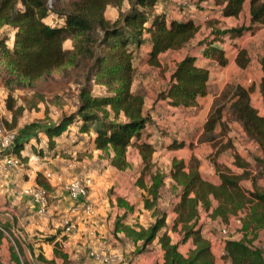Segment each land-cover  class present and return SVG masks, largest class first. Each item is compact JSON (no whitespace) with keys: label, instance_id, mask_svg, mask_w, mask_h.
I'll return each instance as SVG.
<instances>
[{"label":"trees","instance_id":"obj_1","mask_svg":"<svg viewBox=\"0 0 264 264\" xmlns=\"http://www.w3.org/2000/svg\"><path fill=\"white\" fill-rule=\"evenodd\" d=\"M48 1L0 0V29L4 28L0 35V71L5 85L30 84L68 61H85L86 83L79 86L77 107L55 120H45L36 128L37 133L46 137L45 148L54 149L61 142L57 138L62 134L68 137L70 127H75V132L87 135L94 148L103 151L109 165L117 170L129 166L127 152L136 148L142 168L135 185L145 190L143 207L151 210L154 217L152 223L138 231L125 227V232H135L142 240L137 254L144 253L145 247L156 240L162 251V264H264V251L245 237L225 239L222 253L214 255L200 222L203 210L210 218L218 217L223 222L239 215L244 229L264 230V115L251 104L253 85L225 84L212 99L202 124L197 143L210 145L208 157L216 181L199 170L194 155L188 159L172 156L164 173L152 162L156 146L148 142L150 134L146 126L152 121L144 107V95L131 89L136 72L135 53L146 45L143 59L158 66V55L182 49L194 38L200 24L192 15L174 18L164 10H157L159 0H127L125 9H122L125 0H72L69 9L57 10L61 23L49 24L45 21L51 12ZM206 1L217 6L222 17H237L246 4L248 22L232 26L216 25L215 20L207 23L208 33L175 61L155 100L165 101L176 109L199 106L200 99L207 94L209 65L224 67L228 62L223 47L227 40L233 42L264 26V0ZM108 5L117 9L114 19L104 15ZM67 40L71 42L69 48L63 46ZM235 47V64L243 69L250 62L247 49ZM259 64V92L264 97V56ZM94 84L103 86V90L95 93ZM8 97L6 107L13 110L10 94ZM22 109L19 105L16 110ZM231 122H236L256 145L258 154L252 157V163L232 149L230 139L225 137ZM25 137L16 134L9 151L19 157L28 145ZM34 137L38 140V135ZM182 144L172 141L168 146L177 148ZM226 150L232 152L230 165L218 159ZM165 179L170 180L174 191L170 210L176 215L170 229L178 230V241H173L167 232L165 220L169 211L158 207L159 190ZM243 180L250 181V188L242 184ZM35 182L47 192L50 189L40 172ZM118 201L126 204L121 199ZM4 231L9 233L0 224V238L5 237ZM187 240L192 248L184 255L178 245ZM16 244L17 251L12 246L9 248L12 264H29L21 259L22 248L17 239ZM36 258L51 262L40 254Z\"/></svg>","mask_w":264,"mask_h":264},{"label":"rangeland","instance_id":"obj_2","mask_svg":"<svg viewBox=\"0 0 264 264\" xmlns=\"http://www.w3.org/2000/svg\"><path fill=\"white\" fill-rule=\"evenodd\" d=\"M159 1L162 7L171 10L169 15L176 17L192 15L195 18L197 17V22L200 20L201 28L197 30L194 38L182 49L169 50L162 53L159 58L161 64L158 67H151L148 63L143 65V50H136L134 60L136 72L131 89L144 95V107L151 116L152 122L146 126V131L152 135L150 140L157 147L156 152L153 154L152 162L155 168L167 173L172 156L171 148L168 145L172 141L183 144L185 141L187 147L179 149L180 152L187 153L188 150H194L195 157L199 162V170L205 172L214 180L215 174L213 168H210L213 165L208 157L211 152L210 145L205 143V145L199 146L195 143L206 107L215 91H219L220 85L210 82L208 94L200 100V105L196 109H173L165 101H156L155 96L166 82L175 60L187 51L192 50L197 40L208 33L209 26L207 23L213 20L220 22V25L224 26L247 23V5L245 4L243 11L237 17L218 20L219 18L217 17L220 16L218 11L207 7L205 3L201 4V0ZM71 2L72 0H49L51 12L45 18V21L49 24L61 23L62 19L57 15V10L69 9ZM126 2L127 0L123 2L122 9L126 8ZM116 14L117 9L115 6L108 5L106 7L104 12L106 18L114 19ZM2 31H4V28L0 29V35ZM70 44L71 42L67 40L63 43V46L69 48ZM237 45L245 46L247 49L250 62L246 69H240L234 64V54L236 52L234 47ZM223 46L226 49L228 59L225 69V74L229 76L227 83H239L245 87L253 85V90L250 93L251 104L257 109L259 114L264 115V97L257 89V79L260 70L258 63L260 57L264 56V26L256 29L252 34H246L233 42L227 40ZM84 62V60L68 61L44 73L30 84L24 85L15 83H10L9 86L5 85L4 74L0 71L1 123L5 129L14 130L18 135H23L24 137L27 135L24 139L28 140V145L21 152L23 155H25L26 151H30V148H28L30 145L35 149V156L32 155V157L28 158V161H24L23 158L19 157L21 163L17 167H12L13 171L17 172L18 169L26 171L24 175L29 178L30 171L33 173L42 171L38 164L47 163V167L51 172L57 173V176H66L65 179L61 178L58 185L62 191H65L66 184L72 178H79L82 181L85 178L94 179L93 185L87 184V191L95 209L90 220L97 227L95 235H101L98 245L107 246L106 251L120 253L121 260L117 264H138L137 262L143 264L147 256L151 257V264H158L159 251L161 249L156 240L145 247L144 253L137 254L136 250L140 247L142 240L137 238L135 232H125V227L138 231L140 227L146 228L154 220V217L151 216V210L143 207L142 195L146 193L145 190L135 185V179L142 168L141 158L136 148H129L127 152L129 166L125 170H117L109 165L103 151L93 149L87 135L75 132V127H70L71 133L68 137L62 134L57 138L61 142L58 143V147L54 150L45 148V140L41 141L45 137L36 131L37 126L45 120H55L62 113H68L77 107L79 86L86 83ZM93 89L95 93H99L103 90V86L94 84ZM9 94L12 98L13 110H9L6 107ZM19 105L23 107L21 111L16 110ZM229 128L225 137L230 139L232 149L243 159L252 163V157L258 154L256 145L246 137L236 122H231ZM35 135H38L39 141L35 139ZM5 153V150H0V159ZM231 153L230 150H226L220 154L218 159L230 165L232 161ZM145 179L147 180L148 178ZM170 183V180H164V184L159 190L160 197L158 199V207L167 209L169 212L172 202L175 200L174 191ZM259 183L262 184V181H259ZM242 184L250 188L249 180H243ZM47 193L49 203L51 198H49V192ZM118 199H121L126 204L119 203ZM171 220V214H169L165 220L167 232L173 241H178L180 233L178 230L170 229ZM117 221H119L118 228H116ZM200 222L202 224V234L208 237L211 242L222 240L220 231L223 228L228 231L227 237H245L251 240L254 245H260L264 241V230L244 229L239 215L231 216L228 222H223L218 217L210 218L208 213L202 210ZM8 232L12 236V233ZM10 235L8 236L9 239ZM9 241L13 244L12 240ZM190 244V240L181 243V250L184 252ZM21 245L22 251L24 249L25 252L24 258L30 259L24 244L22 243ZM18 251H21V249H18ZM83 254L86 256L87 251H84ZM69 262L73 264L72 261L64 258L62 263L58 264H68Z\"/></svg>","mask_w":264,"mask_h":264},{"label":"crops","instance_id":"obj_3","mask_svg":"<svg viewBox=\"0 0 264 264\" xmlns=\"http://www.w3.org/2000/svg\"><path fill=\"white\" fill-rule=\"evenodd\" d=\"M200 3L201 4L205 3L207 7H211L213 9L217 10L219 15H220L219 8L217 6L212 5V3L210 1L201 0ZM156 8H157V10L166 11L167 14H169V11H171L170 9H166V8L162 7L160 4V1L156 5ZM170 16L174 17V18H179V17L173 16V15H170ZM217 18H219L218 20H220V19H228L231 17L219 16ZM195 19L197 20V17ZM199 22H200V20L197 23H199ZM217 24L219 26H224V25H220V22L219 23L217 22ZM229 26H232V25H229ZM199 28H201V25ZM247 34H250V33H247ZM240 47H245V46L240 45ZM234 48L236 49L235 51L237 52V47H234ZM140 50H143L142 62H143V65H145V64H147V62L145 59H143L144 58L143 56L147 50V46L146 45L140 46L138 51H140ZM225 51H226V49H225ZM165 52H167V51H165ZM165 52H162V53H165ZM236 52L234 54V58H235ZM162 53H160L158 55L159 58H160V55ZM182 55L179 58H177L176 60L180 59L182 57ZM226 57H227V55H226ZM160 64L161 63H160V59H159V65ZM234 64H235V61H234ZM134 66L136 67L135 63H134ZM150 66L151 67H158V66H152V65H150ZM209 68H210V74H209V78H208V82H207V94H208V87H209L210 82H214L216 84L218 83L220 85V89L217 92L215 91L214 95L211 96V100L208 103V105L206 107L207 109L203 115L202 124L205 120V117H206L207 112L209 110L212 99L217 94H219V92L221 91L223 86L228 82V79H229V76L227 74H225L226 65L224 67H218V66H215L213 64H210ZM246 68L247 67H245L243 69H246ZM259 68H260V64H259ZM240 69H242V68H240ZM260 76H261V70H259L258 79H257L258 80V83H257V85H258L257 89L258 90H259ZM167 80H168V78L166 79V81ZM206 95L204 97H206ZM204 97H202L201 99H203ZM199 105H200V102H199ZM171 108L176 109L174 107H171ZM193 109H196V108H193ZM189 118H191V117H189ZM202 124H201L200 130L198 132V135L201 132ZM38 134H40V132H38ZM198 135H197V137H198ZM150 137H152L151 134L148 138V142L154 144L150 140ZM197 137H196V140H197ZM45 139H46V137H45ZM45 139H43L41 141L43 142ZM195 144H198L199 146L205 145V143L199 144V143H197V141ZM90 145L93 146V149H95L92 142H90ZM57 147H58V144L55 146L54 149H56ZM186 147H187V143L184 141V144H182L180 147L171 148L170 152L172 151V156L183 157L185 159H188L191 155L195 156L194 150H192V151L188 150L187 153L180 152L179 149L186 148ZM26 148H27V146L20 151V156H19L20 158H23L24 161H26V160L28 161V158L32 157V155L35 156V154H34L35 149H34V147H32V145H30L28 147V148H30V151L29 152L26 151L25 155H23V153H21V152H23V150H25ZM54 149H51V150H54ZM95 150H98V149H95ZM36 151H38V149H36ZM0 163H1V159H0ZM38 166L40 168H42V171H36L35 173L30 171L29 178H26V176L24 175L26 173V171H22V170L18 169L17 172H15V171H13V168L9 167L7 169H2L0 167V224L4 228L8 229V231H10L12 233V236H13L12 237L10 235V239H9L5 233H4L5 237L1 235V238H0V264H12V261L10 258V249L9 248H10V246H12L14 248V250L17 251L16 239L17 240L19 239L17 233H19L21 237L23 236L22 238L29 245V249L25 245L24 246L29 253L30 259L24 258V254H25L24 249L22 251L23 256H21V259L27 260V262L29 264H58L60 262L62 263L64 258L72 261L73 264H97L93 260V258L89 255L90 249L97 248V249L106 250L107 246H102V245L99 246L98 245L99 244V238L101 237V235L100 234L95 235V231L97 230V227L93 223H91V220H90L93 216V213L95 212V209L93 207V203L89 199V195H88V199L86 200V202H88L91 205L92 211L90 213L86 214L84 211H82V209H78V213H76L78 215H77L76 221H75L76 228L72 232L65 234L64 229L62 227V220L64 218H67L70 215L74 216V214H75V213L70 211L72 201H70L68 199L66 191L60 190V187L58 186L61 178L65 179L66 176L65 175H58L57 176V173L55 174V173L51 172L50 169H48V167H47V163H40V164H38ZM42 166H44V167H42ZM210 168H213V167H210ZM47 171L50 172V176L48 178H46L44 176L45 172H47ZM213 171H214V169H213ZM37 172L42 173L50 185V189L48 190V192H49V198H51V199L48 203V207H47L48 209L45 213H39L37 206L31 203L28 196H20L19 194H17V192L21 188L31 186V185H37L35 182V177L37 175ZM203 173L209 177L208 174H206L205 172H203ZM214 174H215V172H214ZM210 179H212V178H210ZM84 180L88 182L87 183L88 185H93L94 179L85 178ZM216 180H217V177L214 175L213 181H216ZM169 214H171V219H173L176 215L171 210L168 213V215ZM9 240H12L13 244H11ZM188 241L189 240H187L186 242H188ZM19 242H20V244H22L21 240ZM180 244L178 245V249L184 255L188 252V250L190 248H192V244H190L189 246H187L186 250L183 252L180 248ZM21 247H22V245H21ZM222 247H223V242H215V241L211 242L212 252L216 256H219L222 253ZM33 251H34V253H33ZM84 251H87L86 256H84V254H83ZM159 252H160V258L158 259V264H162V260H163L162 259V251H159ZM31 253L34 256V260L32 259ZM37 254L42 255V257L44 259L50 260L51 262H44L41 260H37V258H36ZM150 262H151V257L147 256L146 259H144L143 264H151ZM137 263L139 264V262H137ZM68 264H72V263L69 262Z\"/></svg>","mask_w":264,"mask_h":264},{"label":"built area","instance_id":"obj_4","mask_svg":"<svg viewBox=\"0 0 264 264\" xmlns=\"http://www.w3.org/2000/svg\"><path fill=\"white\" fill-rule=\"evenodd\" d=\"M16 138V131L11 129H5L1 123L0 118V149L5 150L6 153L3 155L0 163V167L2 169L17 167L20 165L21 160L18 156L10 152V148ZM44 176L48 178L50 176V172H45ZM65 191L67 193L68 199L72 201V205L70 211L75 213L74 216L70 215L67 218L62 220V227L64 229V233H70L76 228V217L78 214V209H82L86 214L92 211L91 205L86 202L88 199V191H87V182L82 181L79 178H72L66 184ZM17 194L20 196H28L31 203L37 206L39 213H45L48 207V193L47 191L39 186V185H31L24 188H21ZM237 221H239L237 219ZM6 236L9 234L4 231ZM228 231L226 228H223L220 231V236L222 237L221 241L224 242L227 238ZM261 249L264 251V241L259 245ZM89 255L93 258V260L97 264H117L121 260V254L115 251H106L103 249L92 248L89 251Z\"/></svg>","mask_w":264,"mask_h":264},{"label":"water","instance_id":"obj_5","mask_svg":"<svg viewBox=\"0 0 264 264\" xmlns=\"http://www.w3.org/2000/svg\"><path fill=\"white\" fill-rule=\"evenodd\" d=\"M17 235H18L19 239L21 240V242H22L26 247H28V249H29V245L27 244V242H26V241L20 236L19 233H17ZM31 256H32V259L34 260V256H33L32 253H31Z\"/></svg>","mask_w":264,"mask_h":264}]
</instances>
